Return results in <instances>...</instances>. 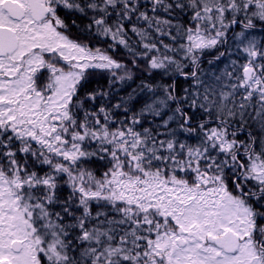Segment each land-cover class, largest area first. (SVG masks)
Returning <instances> with one entry per match:
<instances>
[{"label": "snow or ice", "instance_id": "obj_1", "mask_svg": "<svg viewBox=\"0 0 264 264\" xmlns=\"http://www.w3.org/2000/svg\"><path fill=\"white\" fill-rule=\"evenodd\" d=\"M0 264H264V0H0Z\"/></svg>", "mask_w": 264, "mask_h": 264}]
</instances>
